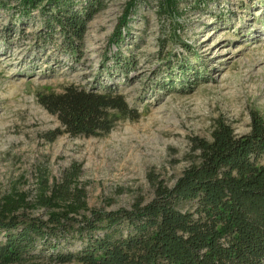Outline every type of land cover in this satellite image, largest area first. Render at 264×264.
<instances>
[{
    "label": "rangeland",
    "instance_id": "1",
    "mask_svg": "<svg viewBox=\"0 0 264 264\" xmlns=\"http://www.w3.org/2000/svg\"><path fill=\"white\" fill-rule=\"evenodd\" d=\"M129 1L98 0L72 52L69 36L47 26L46 0L25 22L19 0H0V203L14 191L32 202L40 179L60 181L76 165L90 210L131 209L152 200L159 183L174 186L198 157L194 137L211 139L220 121L249 133L252 111L264 119V0L184 1L173 18L157 0H141L125 28ZM71 83H113L141 116L99 136L48 141L60 121L40 96ZM25 210L48 218L45 208Z\"/></svg>",
    "mask_w": 264,
    "mask_h": 264
},
{
    "label": "trees",
    "instance_id": "2",
    "mask_svg": "<svg viewBox=\"0 0 264 264\" xmlns=\"http://www.w3.org/2000/svg\"><path fill=\"white\" fill-rule=\"evenodd\" d=\"M44 0H19V22ZM169 17L179 14V3L202 0H157ZM42 7L47 26L58 25L76 39L99 10L98 0H46ZM141 0H130L121 17L126 28ZM120 28L112 41L124 39ZM118 63L122 60L115 54ZM126 63V66H128ZM184 65L181 71H186ZM60 126L47 131L48 141L68 133L99 136L122 119H138L117 85L85 87L71 83L59 93L40 96ZM251 131L236 135L218 122L212 138L194 137L198 157L174 186L159 183L155 196L131 209L90 210L79 182L80 167L73 165L60 181L43 177L32 202L14 191L0 203V264H264V119L251 112ZM188 205V208L186 206ZM26 208H45L48 218ZM89 210L90 214H82ZM80 247L72 248L74 241Z\"/></svg>",
    "mask_w": 264,
    "mask_h": 264
}]
</instances>
